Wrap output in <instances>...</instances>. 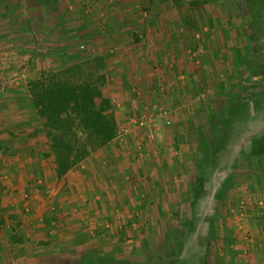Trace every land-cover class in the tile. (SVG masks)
<instances>
[{"label":"crops","instance_id":"1","mask_svg":"<svg viewBox=\"0 0 264 264\" xmlns=\"http://www.w3.org/2000/svg\"><path fill=\"white\" fill-rule=\"evenodd\" d=\"M78 2L86 5L90 19L70 26L79 33L82 51L70 41L56 44L52 67L88 68L103 77L116 135L59 176L27 92L26 72L0 64V264H130L136 241L110 237L105 222L122 218L124 239L133 238L139 220L152 234L162 219L193 210L199 185L206 188L214 169L202 154L197 131L188 126L201 114V74L212 73L197 65L200 55L193 64L188 61L216 41L217 20L200 16L210 12L211 3L183 13L192 1L182 0V8L173 0ZM172 4L178 17L168 16ZM160 110L171 125L156 119L158 131L147 141L145 129H136L133 122L152 120ZM122 129L126 135H119ZM79 204L91 220L83 229L75 217H60ZM260 233L262 243L226 242L228 253L219 260L214 256L216 264H264V228ZM199 245L204 248L206 242Z\"/></svg>","mask_w":264,"mask_h":264},{"label":"rangeland","instance_id":"2","mask_svg":"<svg viewBox=\"0 0 264 264\" xmlns=\"http://www.w3.org/2000/svg\"><path fill=\"white\" fill-rule=\"evenodd\" d=\"M78 1L0 0V64H6L9 70L19 68L26 72L24 81L28 94V83L42 75L70 83L94 82L99 77L88 68L54 71L52 67L56 44L70 41L77 52L82 51V43L77 40L79 33L74 34L70 26L80 21L87 23L90 19L83 9L86 5ZM188 1L192 3L182 9L183 13L194 11L196 7L192 6L209 1L210 12L207 10L202 14L196 10V13H201L202 17L210 14L217 20L213 47L201 48L202 52L196 54L195 60L188 59L193 64L200 55L201 62L197 61V65L212 71L209 75L201 74L198 94L201 114L188 126L197 131L200 147L205 144L209 155L213 153L214 169L207 175L206 188L191 208L193 210L188 208L182 217L162 219L152 234L145 233L144 220H139L133 238L124 239L122 218L105 222L110 237L136 241L137 254L130 264H216L228 253L226 246L234 242L262 243L264 155L249 153L251 139L264 130V0H185L184 3L189 4ZM173 3L176 8L183 7L182 0H173ZM173 7L172 4L168 10L170 17L176 16ZM206 53H211L213 59L205 56ZM60 62L63 64V59ZM255 103L258 104L253 108ZM42 131L47 141L44 143L51 147L43 126ZM78 136L85 139L84 135ZM228 178L227 189L222 190L221 184ZM243 200H247V204H243ZM259 202L262 205L256 208ZM241 206L247 214L245 232L236 221ZM252 207L257 210L251 211ZM75 208L77 213H73ZM84 208L79 204L67 210L69 216L64 212L60 217H75L73 221L83 229L91 223ZM118 223L122 224L121 231L116 230ZM202 241H210V247L201 248L199 243ZM226 242L229 243L224 247ZM222 253L224 256L221 257Z\"/></svg>","mask_w":264,"mask_h":264},{"label":"trees","instance_id":"3","mask_svg":"<svg viewBox=\"0 0 264 264\" xmlns=\"http://www.w3.org/2000/svg\"><path fill=\"white\" fill-rule=\"evenodd\" d=\"M28 90L32 107L41 119L43 128L47 130L55 156V169L59 176L83 160L89 150L105 146L114 139L116 124L112 116L109 91L102 76L94 82L70 83L60 81L54 76L42 75L28 83ZM256 104L258 103L253 104V108ZM79 134L84 135L85 139L81 140ZM204 145L202 144V154L209 158L208 166L214 168L211 161L213 153L209 155L210 152ZM251 145L250 155H264V130L251 139ZM200 179L203 181V178ZM224 181L221 184L223 186L229 183V178ZM204 189L201 182L199 198ZM207 246L206 241L204 248ZM104 264L116 263L107 260Z\"/></svg>","mask_w":264,"mask_h":264},{"label":"built area","instance_id":"4","mask_svg":"<svg viewBox=\"0 0 264 264\" xmlns=\"http://www.w3.org/2000/svg\"><path fill=\"white\" fill-rule=\"evenodd\" d=\"M156 119H164V125L166 127H169L171 125V122L167 119V112L165 110L158 111V113L152 118V120H149V121L146 119L137 120V121L133 122V125L136 129H145V131H146L145 138L147 141L151 142L154 140L155 133L158 131V127H159L156 123ZM127 132H128L127 129H122L119 132V135H126ZM257 206H259L258 203L256 205V208H258ZM243 207L244 206L240 207V209L238 211V213H239L238 218L236 221H237L238 227L244 231L245 230L244 220L246 219L247 214H246L245 209ZM256 208L252 207L251 211H256L257 210ZM73 213H77L76 208L73 210ZM122 228H123L122 224L118 223V225L116 226V230L121 231Z\"/></svg>","mask_w":264,"mask_h":264}]
</instances>
